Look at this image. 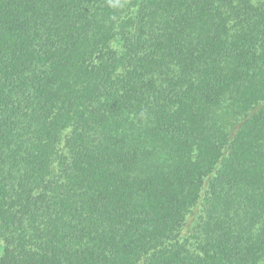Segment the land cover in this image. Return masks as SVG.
I'll use <instances>...</instances> for the list:
<instances>
[{
    "label": "trees",
    "instance_id": "1",
    "mask_svg": "<svg viewBox=\"0 0 264 264\" xmlns=\"http://www.w3.org/2000/svg\"><path fill=\"white\" fill-rule=\"evenodd\" d=\"M0 264H264V0H0Z\"/></svg>",
    "mask_w": 264,
    "mask_h": 264
}]
</instances>
